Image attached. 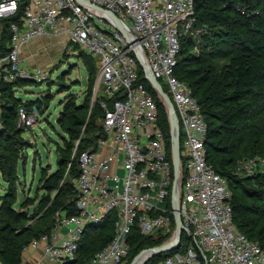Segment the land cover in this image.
<instances>
[{
  "label": "built area",
  "instance_id": "2783aa9c",
  "mask_svg": "<svg viewBox=\"0 0 264 264\" xmlns=\"http://www.w3.org/2000/svg\"><path fill=\"white\" fill-rule=\"evenodd\" d=\"M83 1L90 5L78 0H0V81L45 79L46 71L24 63L23 48L38 37H62L97 59L93 99L100 98L104 111L105 136L78 158L77 213L61 214L50 233L32 239L23 251L41 249L47 264L70 263L86 228L110 218L113 237L85 264H127L134 229L142 236H167L169 242L177 237L179 218V246L154 264H264V249L233 221L227 179L208 161V130L199 102L175 74L181 35L191 32L195 22V0ZM23 3V13L13 20ZM4 20H9V35L2 43ZM149 77L166 87L175 110L173 124L184 159L176 196L158 106L145 85ZM4 105L0 90V130L6 128ZM35 109L23 103L16 107L24 130L38 124ZM113 162L117 172L109 175ZM235 172L264 176V158L241 159ZM149 249L137 264L153 255Z\"/></svg>",
  "mask_w": 264,
  "mask_h": 264
},
{
  "label": "trees",
  "instance_id": "16d2710c",
  "mask_svg": "<svg viewBox=\"0 0 264 264\" xmlns=\"http://www.w3.org/2000/svg\"><path fill=\"white\" fill-rule=\"evenodd\" d=\"M24 6L23 3L18 15L13 20H17L23 13ZM194 8L193 28L191 32L182 34L180 38L175 74L180 80L187 83L192 95L199 102L208 130L206 140L208 161L212 163L216 172L227 179L228 186L230 184L234 190L242 189L243 195L235 191L230 199L236 227L248 238L257 241L264 249V186L248 187L243 190L244 180L249 178L241 179L235 172L237 163L241 159L254 155L264 158V140H258L260 130L257 128L256 121V118L260 116L257 103L261 102L264 108V0H195ZM9 20L3 21L6 30L1 38L2 43L9 35L7 31ZM201 27L210 30L209 33L200 35L201 39L210 35L220 37L223 43H229L231 48L206 50L203 42L197 51L192 50L194 43L199 39L195 32ZM227 55H231L228 63L219 67L218 62H215L216 59L225 58ZM93 58L97 63V59ZM85 64L88 73L93 74L88 61ZM190 64H194L196 67L186 69ZM94 81L95 78L92 85H94ZM15 84L0 81V90L5 100L3 116L6 119V128L0 130V135L8 133L11 125L17 121L16 107L20 103L29 108L33 106L32 101L22 102L13 95L12 87ZM145 85L157 103L159 123L166 137L168 158L171 161V131L167 107L152 85L149 82H145ZM163 90L171 98L168 90L164 87ZM99 101V97L95 98L94 102L99 111L92 114L94 118L91 122L85 123L84 119L75 113L63 115L67 124L63 125V119L59 120L63 131L78 141L75 150L77 158L89 147H96L97 141L105 136L102 126L104 111ZM95 116L101 119L100 125L95 123ZM224 133L228 135L248 134L250 142L243 144L237 154H234L229 147L224 148L227 157L216 162L211 154L212 139ZM7 136L10 138L9 134ZM10 147H13V143L10 144ZM73 147L74 145L67 144L65 148L60 149L58 170L43 182V191L49 193L56 190V193L53 198H42L43 204L40 209L43 211H38L37 217L28 218L24 212L15 210L13 207L15 190L8 186L10 179L5 176V168L0 164L2 177L8 183L5 196L8 200H3V204L0 206V263L20 264L23 249L32 239L38 238L41 234L50 233L56 227L61 214L77 213L78 193L74 187V181L79 175V162L77 168L75 156L71 159ZM7 159L9 158L0 154V162L7 161ZM180 162L183 166L184 159L182 157ZM7 172H12V167L9 165H7ZM251 179L264 183V176L260 174L251 176ZM28 219H33L31 224L27 223ZM112 237L113 220L110 218L104 219L101 223L89 225L79 243L75 260L67 264H77L78 260H81L78 264H85ZM167 240V236H142L137 229H134L128 240L130 246L128 262L130 263L139 252L160 246ZM164 256L165 254L152 255L149 259L152 261L151 264H154Z\"/></svg>",
  "mask_w": 264,
  "mask_h": 264
},
{
  "label": "rangeland",
  "instance_id": "374dc122",
  "mask_svg": "<svg viewBox=\"0 0 264 264\" xmlns=\"http://www.w3.org/2000/svg\"><path fill=\"white\" fill-rule=\"evenodd\" d=\"M92 11L100 14L95 9ZM215 30L217 32V29ZM209 31V28L201 27L195 32L199 39L194 43L192 50L197 51L203 42L206 50L231 48V45L223 43L220 37L210 35L201 39L200 35L209 33ZM40 38L41 41L33 48L31 47V50L22 52V59L28 67L46 71V78L36 81H21L16 84L14 89L16 98L22 102L32 101L31 104L35 106L38 113V124L29 130H24L16 121L11 125L8 133L0 135V154L9 158L7 161H1L0 164L5 168V176L10 179L8 185L5 178L2 177L0 169V206L3 204V200H8L5 198L8 185L15 190L13 207L18 212H24L28 218L37 217L38 211H43L40 209L43 204L42 198H53L56 193V190L49 193L43 191L42 184L54 171L58 170L60 149L65 148L67 144H72L74 147L71 151V159L75 156L78 141L63 131L59 120L63 119V125L67 124L63 115L75 113L87 123L93 120L92 114L99 111L94 102L95 99H93V89L91 90V87L94 86L92 82L94 78L96 79L98 72L96 60L83 49L68 44L62 37L42 36ZM207 45L208 47H206ZM230 58L231 55H227L225 58L216 59L215 62H218V66L222 67L228 63ZM86 61L93 70V74L88 73ZM194 67H196L194 64H190L186 69ZM164 88L166 87L164 86ZM261 104L259 102L256 105L260 111V116L256 118L257 128L260 130L259 141L264 140V108ZM95 123L100 125L101 119L95 116ZM169 127L171 131L170 123ZM8 134L10 138H7ZM212 142L211 154L217 162L221 158L227 157L224 148L229 147L234 154H237L239 148L250 141L248 134L228 135L224 133L213 137ZM12 143L13 147H10ZM74 159L78 168L77 156ZM7 165L12 167L11 173L7 172ZM254 175L256 174L252 176ZM239 177L241 179L249 178L244 180L243 190L248 187L264 186V183L254 181L251 176L246 174H241ZM228 189L231 197L235 191L243 195L240 188L234 190L229 184ZM32 221L33 219H28L27 223L31 224ZM79 262L81 260H78L77 264ZM151 263L152 261L148 257L142 260V264Z\"/></svg>",
  "mask_w": 264,
  "mask_h": 264
},
{
  "label": "water",
  "instance_id": "95a60500",
  "mask_svg": "<svg viewBox=\"0 0 264 264\" xmlns=\"http://www.w3.org/2000/svg\"><path fill=\"white\" fill-rule=\"evenodd\" d=\"M80 3L85 5H90L88 2L83 0H78ZM92 6V5H91ZM95 7V6H93ZM97 8V7H95ZM110 17L114 19L116 18L114 15L110 14ZM148 82L152 85V87L159 93V95L162 97L166 107H167V113L169 117V122L171 126V133H170V145H171V155H172V164H173V172H174V194L177 195V176L179 173L180 168V135L176 133V129L174 128L173 124V118H175V110L173 106V102L170 98V96L163 90L162 86L158 83L156 79L153 77L148 78ZM179 217V215H178ZM176 230H177V237L174 240H171L169 242H166L160 246L150 248L149 250L152 251L153 255H160L164 253H168L173 251L179 246L180 237H181V226H180V220L177 219L176 222ZM145 251L139 252L133 260L130 262V264H137L138 261L144 256ZM2 264V263H0Z\"/></svg>",
  "mask_w": 264,
  "mask_h": 264
},
{
  "label": "crops",
  "instance_id": "0c3cea01",
  "mask_svg": "<svg viewBox=\"0 0 264 264\" xmlns=\"http://www.w3.org/2000/svg\"><path fill=\"white\" fill-rule=\"evenodd\" d=\"M40 41H41L40 37L35 38L32 42L28 43L23 48V52L28 51L29 49L31 50V47L33 48V46L38 44ZM115 172H117V165L116 163L113 162L109 175H113ZM20 264H47V263L45 260H43V254H42L41 249H31L30 248L22 252V261Z\"/></svg>",
  "mask_w": 264,
  "mask_h": 264
}]
</instances>
